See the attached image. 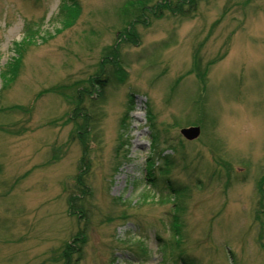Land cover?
Returning <instances> with one entry per match:
<instances>
[{
	"label": "rangeland",
	"instance_id": "rangeland-1",
	"mask_svg": "<svg viewBox=\"0 0 264 264\" xmlns=\"http://www.w3.org/2000/svg\"><path fill=\"white\" fill-rule=\"evenodd\" d=\"M133 1L0 0V264H264V0Z\"/></svg>",
	"mask_w": 264,
	"mask_h": 264
},
{
	"label": "trees",
	"instance_id": "trees-1",
	"mask_svg": "<svg viewBox=\"0 0 264 264\" xmlns=\"http://www.w3.org/2000/svg\"><path fill=\"white\" fill-rule=\"evenodd\" d=\"M189 2H191V3H189ZM197 2H198L197 0H188V4L190 5V8L192 10H194V11L196 9ZM130 5H135L137 7L136 13L139 12V11L144 13L145 12V8H147L146 2L143 1V0L133 1V2L130 3ZM126 7H127V5H126ZM165 9H168V8L165 7ZM72 10L73 9L69 8L68 5H66L65 3H63L61 5V15L65 16V17H67V15H69ZM127 13H128V11H124L123 12V14H127ZM141 17H142L141 14L137 16L138 19H141ZM98 84H100V82H98ZM262 199H263V195H262ZM71 205H73V204L71 203ZM73 206H75V205H73ZM81 217L78 218L79 221L81 220ZM80 236H81L80 233H78L76 235V237L72 240L73 243H72V245H70L71 248H73V249L76 248L75 245L77 246ZM73 249H72V252L74 251ZM76 252H78V251H76ZM69 254H73V253H71L70 251H66V255H67V257H66V263L68 262Z\"/></svg>",
	"mask_w": 264,
	"mask_h": 264
},
{
	"label": "water",
	"instance_id": "water-1",
	"mask_svg": "<svg viewBox=\"0 0 264 264\" xmlns=\"http://www.w3.org/2000/svg\"><path fill=\"white\" fill-rule=\"evenodd\" d=\"M200 128H190V129H184L182 130V134L189 140L196 139L200 135Z\"/></svg>",
	"mask_w": 264,
	"mask_h": 264
}]
</instances>
